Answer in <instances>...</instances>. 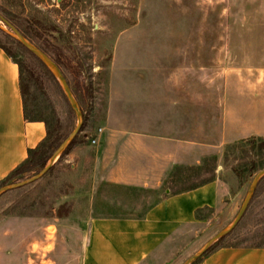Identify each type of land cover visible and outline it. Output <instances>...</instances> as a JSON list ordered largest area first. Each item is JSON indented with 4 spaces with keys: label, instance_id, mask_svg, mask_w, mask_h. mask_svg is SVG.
<instances>
[{
    "label": "rangeland",
    "instance_id": "1",
    "mask_svg": "<svg viewBox=\"0 0 264 264\" xmlns=\"http://www.w3.org/2000/svg\"><path fill=\"white\" fill-rule=\"evenodd\" d=\"M0 17L37 47L44 48V41L25 31V25L32 22L43 33L49 56L61 61V71L86 110L80 138L54 162L53 170L0 196V264H77L84 246L80 219L98 213L92 193L93 152L80 146L85 133L107 126L109 120L112 127L126 130L132 126L125 122L127 114L141 101H157L158 86L171 82L175 73L186 88L197 77L199 100L221 102L227 83L237 80L239 97L230 92L229 100L246 102L245 117L258 110L248 102L264 101V0H0ZM39 23L56 29L44 30ZM17 41L0 19V45L24 68L30 117H42L52 128L60 123L69 137L78 121L59 82ZM262 142L259 136L235 142L172 188L177 192L210 179L221 166L235 197L230 207L201 215L200 234L180 252V264L234 222L255 176L264 170ZM78 148L79 157L67 158ZM44 168L13 183L27 181ZM157 198L119 191L117 210L110 213L141 214ZM220 246L264 247V178Z\"/></svg>",
    "mask_w": 264,
    "mask_h": 264
},
{
    "label": "crops",
    "instance_id": "2",
    "mask_svg": "<svg viewBox=\"0 0 264 264\" xmlns=\"http://www.w3.org/2000/svg\"><path fill=\"white\" fill-rule=\"evenodd\" d=\"M173 76L158 86L157 101H141L132 115L127 114L125 122L132 126L126 130L112 127L109 120L100 132L85 133L80 146L93 152L92 193L98 213L80 219L84 246L77 264H180V252L200 234L201 215L234 204L221 166L210 179L186 184L177 192L172 188L235 142L264 137V101L248 102L258 110L245 117L246 102L229 100L230 92L239 97L237 80L227 83L226 99L218 102L198 99L196 76L187 88L181 77ZM46 134L43 122L25 119L19 66L0 48V182ZM80 152L78 148L67 158ZM119 191L159 198L147 203L141 214L119 216L110 213L117 210ZM62 240L67 243L66 237ZM196 264H264V247H222Z\"/></svg>",
    "mask_w": 264,
    "mask_h": 264
},
{
    "label": "trees",
    "instance_id": "3",
    "mask_svg": "<svg viewBox=\"0 0 264 264\" xmlns=\"http://www.w3.org/2000/svg\"><path fill=\"white\" fill-rule=\"evenodd\" d=\"M38 24V23H36ZM39 25L44 29V30H49V29H56L55 27H48L46 25H43L39 23ZM25 31L30 32L33 34V36L37 40L44 41V48L38 47L41 49L44 53H46L48 56V42L45 41L43 33L33 25L32 22H27L25 25ZM23 36L29 40L31 43L32 40L23 32ZM20 47H22L26 52L29 54L33 55L30 51H28L19 41H17ZM0 48L5 51V53L19 66L20 73H21V94H22V100H23V109H24V116L25 119L30 121V122H43L46 126V137L44 138L43 141H41L38 146L35 149L29 150L27 158L20 164L18 165L13 171L10 172V174L0 182V189L2 187H5L9 184H12L14 181L19 180L22 178L25 174L33 172L37 169H41L47 166L49 163L52 155L55 153V151L59 148V146L65 141V139L68 137V134H63L62 133V128L60 123H57V126L55 128H52L50 124L43 119L42 117H30L29 112H28V102H29V95H30V88L28 83L25 81L24 78V68L21 62H19L15 56L5 47L0 45ZM35 57V55H33ZM50 57V56H49ZM59 67L61 65V61L59 59H55L50 57ZM41 62V61H40ZM43 65L44 69L46 72L52 77L53 74L50 72V70L41 62ZM65 76V75H64ZM66 78V77H65ZM67 80V79H66ZM68 82V81H67ZM69 86L70 83L68 82ZM72 93L75 97V99L78 101L79 106L81 108V111L83 115H86V110L85 107L82 105L80 102L76 92L71 86H70ZM89 96L91 95V92L88 93ZM86 118L84 117L83 125L81 127L80 133L76 136V138L73 140V142L69 145V147L66 149L65 152L70 150L72 145L80 138V135L83 132L84 126H85ZM87 135H84L86 137ZM259 148L261 150L264 149V142L260 143ZM53 167L49 170L52 171ZM259 186V185H258ZM225 238V237H224ZM224 238L220 239L217 241L215 244H213L204 254L203 256L198 259V261L202 260L204 257H207L208 255L212 254L214 251L217 249H220L225 246H220L221 242L224 240Z\"/></svg>",
    "mask_w": 264,
    "mask_h": 264
},
{
    "label": "water",
    "instance_id": "4",
    "mask_svg": "<svg viewBox=\"0 0 264 264\" xmlns=\"http://www.w3.org/2000/svg\"><path fill=\"white\" fill-rule=\"evenodd\" d=\"M0 19L13 31L16 39L28 50L30 51L33 55H35L53 74V76L56 78V80L59 82L65 96L67 97L71 108L74 110L76 116H77V127L75 130L69 135V137L59 146V148L55 151V153L52 155L49 163L47 166L35 177L24 181L20 183H12L9 184L5 187H2L0 189V196L6 192L16 190L19 188H22L28 184H31L35 182L36 180L40 179L43 177L53 166L54 162L61 156V154L69 147V145L73 142V140L76 138V136L80 133L81 127L83 125V114L81 111V108L75 99L72 90L63 74L61 71L60 67L46 54L44 53L41 49H39L37 46H35L33 43H31L29 40H27L23 34L16 29L14 26H12L9 22H7L5 19L0 17ZM264 178V170L259 172L252 184L251 187L243 201V204L241 206V209L234 220V222L227 228L223 229L220 231L216 236H214L212 239L208 241V243L204 246L202 250H200L197 254L189 258L184 264H194L198 259H200L203 254L217 241L220 239L228 236L234 229L235 227L239 224L241 219L243 218L244 214L246 213L250 202L253 199V196L255 194V191L260 183V181Z\"/></svg>",
    "mask_w": 264,
    "mask_h": 264
},
{
    "label": "built area",
    "instance_id": "5",
    "mask_svg": "<svg viewBox=\"0 0 264 264\" xmlns=\"http://www.w3.org/2000/svg\"><path fill=\"white\" fill-rule=\"evenodd\" d=\"M93 144H95V141L93 140V141H91Z\"/></svg>",
    "mask_w": 264,
    "mask_h": 264
}]
</instances>
